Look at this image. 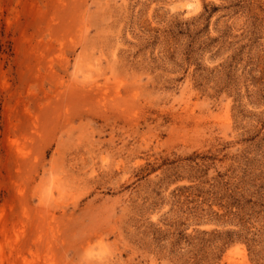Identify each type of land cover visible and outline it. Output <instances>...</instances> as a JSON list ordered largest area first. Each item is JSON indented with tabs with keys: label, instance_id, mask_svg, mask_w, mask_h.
Here are the masks:
<instances>
[{
	"label": "rangeland",
	"instance_id": "obj_1",
	"mask_svg": "<svg viewBox=\"0 0 264 264\" xmlns=\"http://www.w3.org/2000/svg\"><path fill=\"white\" fill-rule=\"evenodd\" d=\"M0 264H264V0H0Z\"/></svg>",
	"mask_w": 264,
	"mask_h": 264
}]
</instances>
